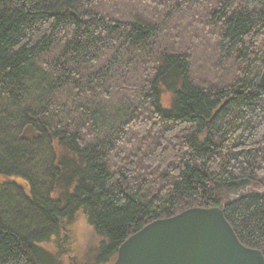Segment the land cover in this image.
Returning <instances> with one entry per match:
<instances>
[{"label": "trees", "instance_id": "1", "mask_svg": "<svg viewBox=\"0 0 264 264\" xmlns=\"http://www.w3.org/2000/svg\"><path fill=\"white\" fill-rule=\"evenodd\" d=\"M119 1L0 0V99L14 113L0 120L18 129L0 137V187L27 180L16 223L0 209V264H56L42 241L79 210L105 264L150 221L215 206L264 257V0H130L127 17ZM173 12L203 18L232 74L199 81L188 49L157 42ZM29 162L41 181L18 171Z\"/></svg>", "mask_w": 264, "mask_h": 264}, {"label": "rangeland", "instance_id": "2", "mask_svg": "<svg viewBox=\"0 0 264 264\" xmlns=\"http://www.w3.org/2000/svg\"><path fill=\"white\" fill-rule=\"evenodd\" d=\"M131 5L132 3L130 2V0L119 1L116 4V11L119 12V14L123 12L124 17H127V11H129L128 9H133ZM107 6L111 5L107 4L106 7ZM158 17L160 16L158 15L157 18ZM196 19L197 20L193 21L191 14H186V12H173V14H171L170 16L163 17V28L162 32L157 37V42L167 47H175V45H173L172 43L175 41L177 47L188 49L192 59L191 64L194 70V74L199 81H214V79H220V77H222V74H232V61L226 63L223 70L218 69V65L220 64H216L218 59L214 50L216 42L214 39L208 40L210 35H207V32L204 31L202 25L203 18L199 17ZM124 93L127 97V100L130 101V104H133L135 100H133L132 97L129 96V92ZM121 99L122 98H120L119 96L113 95L110 100H112V102H119ZM29 103L34 102L28 99V101L25 102V105ZM9 104L10 102L4 99H0V119L2 115L6 114V112H12V108H10L9 106L7 107V105ZM37 106L38 104L33 106V108H36ZM2 121L0 120V137H2L3 134L6 135V132H8L9 136L12 137V133L18 131V129H15L16 131L11 132L10 123H6V120ZM7 126L8 129H6ZM21 133L24 139H30L32 130L29 127H26L22 130ZM41 155L42 153L39 152L38 156L40 157ZM44 158L45 156L43 155L41 159ZM30 162L23 163V165L19 167L18 171L22 173L27 172V174L32 176V180H34L35 178V180L41 181L40 173L36 170L37 163L30 166ZM2 178L5 177H1V179ZM8 178L6 177L5 180L9 181ZM26 181L27 180L14 175L10 178V185L6 184L5 187H0V190L2 189L4 191V195H6V206L3 205L4 203H1L0 209L2 210V208L4 207L6 208V211L12 212V216L10 215L8 217L9 220L7 219V221L11 220V223H16L15 219L17 220V217L19 218L21 216L20 214H13L14 211L12 208L18 206V204L19 207L23 206L21 202H18L19 197L16 193V190L17 188H19L24 191L26 189V185L24 184ZM11 201L12 203H9ZM7 214L9 213L7 212ZM102 240V237L94 232L84 212L82 210H79L76 211L71 218H68V220L64 221L58 231H56L54 234L49 235L46 240L42 241V245L51 252V255L53 256L56 264H96L94 263V258L96 253L98 252L97 250ZM114 258L115 257L109 259L105 264H110L114 260Z\"/></svg>", "mask_w": 264, "mask_h": 264}, {"label": "water", "instance_id": "3", "mask_svg": "<svg viewBox=\"0 0 264 264\" xmlns=\"http://www.w3.org/2000/svg\"><path fill=\"white\" fill-rule=\"evenodd\" d=\"M264 91V64L259 74ZM110 264H264L243 245L219 207H191L130 234Z\"/></svg>", "mask_w": 264, "mask_h": 264}, {"label": "bare ground", "instance_id": "4", "mask_svg": "<svg viewBox=\"0 0 264 264\" xmlns=\"http://www.w3.org/2000/svg\"><path fill=\"white\" fill-rule=\"evenodd\" d=\"M221 209V208H220ZM222 210V209H221Z\"/></svg>", "mask_w": 264, "mask_h": 264}]
</instances>
